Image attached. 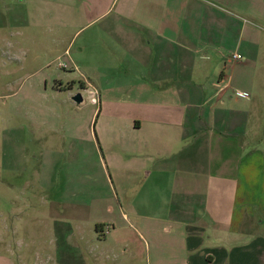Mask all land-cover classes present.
Returning <instances> with one entry per match:
<instances>
[{"label": "crops", "instance_id": "crops-1", "mask_svg": "<svg viewBox=\"0 0 264 264\" xmlns=\"http://www.w3.org/2000/svg\"><path fill=\"white\" fill-rule=\"evenodd\" d=\"M53 1L64 20L81 12L87 30L78 53L100 98L96 154L110 175L140 178L127 212L119 206L121 221L110 223L131 233L110 246L108 223L74 216L67 234L86 246L83 259L264 264V141L247 147L252 106L238 107L229 92L247 102L235 93L251 83L218 77L211 57L234 28L221 10L236 0ZM147 191L154 201L142 200Z\"/></svg>", "mask_w": 264, "mask_h": 264}, {"label": "rangeland", "instance_id": "rangeland-1", "mask_svg": "<svg viewBox=\"0 0 264 264\" xmlns=\"http://www.w3.org/2000/svg\"><path fill=\"white\" fill-rule=\"evenodd\" d=\"M235 2L221 10L234 28L219 37L224 46L211 57L218 77L251 83L249 90L235 84L246 90L247 102L229 92L238 107L252 106V148L264 141V0ZM60 8L53 0H0V264H90L83 259L86 246L67 234L74 216L108 223L109 246L110 237L131 233L113 232L110 223L121 221L119 206L127 212L140 178L110 175L96 154L99 120L91 115L99 105L86 94L96 87L87 84L94 80L78 53L87 30L81 12L71 22ZM234 53L242 59L233 60ZM76 93L78 105L71 99ZM144 194L146 203L154 201Z\"/></svg>", "mask_w": 264, "mask_h": 264}, {"label": "built area", "instance_id": "built-area-1", "mask_svg": "<svg viewBox=\"0 0 264 264\" xmlns=\"http://www.w3.org/2000/svg\"><path fill=\"white\" fill-rule=\"evenodd\" d=\"M232 59L239 60L241 59V56L238 54H233ZM60 66L65 67L64 65H60ZM86 94H87V100L90 104L95 105V106L99 105L100 98H99V93L97 90H95L94 88H91L89 90H86ZM235 94L239 97H244V98L248 97V94L244 92H236Z\"/></svg>", "mask_w": 264, "mask_h": 264}, {"label": "water", "instance_id": "water-1", "mask_svg": "<svg viewBox=\"0 0 264 264\" xmlns=\"http://www.w3.org/2000/svg\"><path fill=\"white\" fill-rule=\"evenodd\" d=\"M71 99L76 105H78L82 101V98L79 93H76L75 95H73Z\"/></svg>", "mask_w": 264, "mask_h": 264}, {"label": "trees", "instance_id": "trees-1", "mask_svg": "<svg viewBox=\"0 0 264 264\" xmlns=\"http://www.w3.org/2000/svg\"><path fill=\"white\" fill-rule=\"evenodd\" d=\"M99 227V226H98ZM97 228V227H96Z\"/></svg>", "mask_w": 264, "mask_h": 264}]
</instances>
